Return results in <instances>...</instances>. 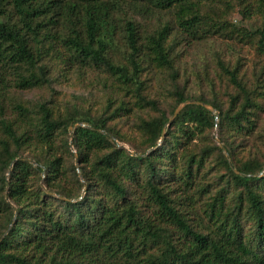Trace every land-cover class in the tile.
<instances>
[{
    "label": "trees",
    "instance_id": "1",
    "mask_svg": "<svg viewBox=\"0 0 264 264\" xmlns=\"http://www.w3.org/2000/svg\"><path fill=\"white\" fill-rule=\"evenodd\" d=\"M263 113L264 0H0V264H264Z\"/></svg>",
    "mask_w": 264,
    "mask_h": 264
},
{
    "label": "rangeland",
    "instance_id": "2",
    "mask_svg": "<svg viewBox=\"0 0 264 264\" xmlns=\"http://www.w3.org/2000/svg\"><path fill=\"white\" fill-rule=\"evenodd\" d=\"M227 18L231 22V24L235 26L238 30L246 32L247 34L251 35V37L254 39H258V33L256 32L257 22H254L253 20H250L248 18H243V16L239 13L237 7H234V9L227 15ZM211 44H213V42H206V43L196 42L190 53H188L189 57L185 58L181 63L182 73L184 77L188 78V82L185 86L188 95H196L199 94L201 91H204L205 94L211 96L210 89H208L207 83H205L207 82V78L204 75L200 77L198 74V71L202 66L203 61L209 59L210 57L213 48L206 49V46H210ZM212 46L219 48L218 43ZM212 78L216 84L215 90L219 92V96L222 95L224 96L225 89L223 85H220V88L218 89L219 86L215 78L213 76ZM201 80H204L205 82ZM55 86L57 87V89L65 90L70 94L71 92L73 93L82 92L81 94H83L84 97H87L85 90L82 89L80 92L79 89H73L74 87L72 85L69 84L59 85L58 83H56ZM151 93H153L155 96H158L163 105H166L167 102H169V100L171 99L170 97L171 95L169 94L168 91H165L164 89H160L156 85L154 86ZM16 94L21 96L22 98L28 100H34L39 98L42 92L41 90L27 89V90H23L22 92H16ZM89 101L93 102L94 98L89 97ZM260 118L262 122H264V113L261 114Z\"/></svg>",
    "mask_w": 264,
    "mask_h": 264
},
{
    "label": "water",
    "instance_id": "3",
    "mask_svg": "<svg viewBox=\"0 0 264 264\" xmlns=\"http://www.w3.org/2000/svg\"><path fill=\"white\" fill-rule=\"evenodd\" d=\"M186 103H198V104H201V105H203L205 108H207L208 110H210V111H212V112H215V109L210 105V104H208V103H206V102H203V101H201V100H193V99H186V100H184V101H182V102H180L177 106H176V108H175V110H174V112H173V114L170 116V118H169V120L170 119H172V117L182 108V106H184ZM77 123H80V122H77ZM76 123V124H77ZM69 131H70V145H71V138H72V130H71V126H69ZM213 138L217 141V143L221 146V142L218 140V138L216 137V134H215V132H214V134H213ZM161 140V139H160ZM160 140H159V142H160ZM223 152L226 154V156L228 157V155H227V153H226V151H225V149H223ZM133 153V152H132ZM228 159H229V157H228ZM75 164H76V166H77V162H75ZM79 176L81 177V174L79 173ZM7 189H8V186H6L5 187V198H8V196H7Z\"/></svg>",
    "mask_w": 264,
    "mask_h": 264
}]
</instances>
